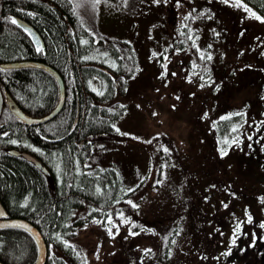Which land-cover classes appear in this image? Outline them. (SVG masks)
Listing matches in <instances>:
<instances>
[{"label": "trees", "instance_id": "obj_1", "mask_svg": "<svg viewBox=\"0 0 264 264\" xmlns=\"http://www.w3.org/2000/svg\"><path fill=\"white\" fill-rule=\"evenodd\" d=\"M80 1L0 0V63L43 62L58 72L65 94L58 113L39 124L23 123L3 105L0 202L6 217L26 219L40 231L47 246L45 264H88L70 239L90 219L113 224L127 236L119 239L120 264H264V31L248 37V32L242 33L246 35L242 64L233 67L213 50L211 42L220 33L203 36L199 15H186L173 36L165 28L167 50L189 55L188 61L181 55L180 63H188L197 85L206 89L205 96L214 103V113L211 109L197 119L201 159L192 161L166 133L138 139L119 129L127 112L122 96L136 70L137 52L127 40H109L108 62L102 63L107 68L88 62L85 56L96 46V6ZM108 1L120 9L128 2ZM170 1L174 0L165 3L164 25L173 27L176 18ZM241 2L264 21V0ZM16 17L36 29L43 46L36 47L28 32L11 22ZM95 79L101 80L99 90L91 87ZM0 89L4 99L9 95L31 116L46 114L58 100L55 78L36 67L0 66ZM226 117L239 118L240 127L221 149L218 126ZM129 140L149 150L144 176L134 181L122 171L126 166L121 161L110 166L93 163L106 144ZM12 148L35 155L50 174L9 152ZM222 150L233 168L217 156ZM153 165V195L136 196ZM171 168L175 169L171 181L176 180L177 186L166 180ZM186 176L190 185L180 182ZM131 181L138 184L131 186ZM160 193L173 197L165 209L163 199L162 206L161 200L154 203L161 199ZM148 213L154 216L149 218ZM21 230L25 232L0 227L1 261L32 264L35 260L36 250L25 251L28 239ZM131 239L136 243L134 250ZM137 240L142 241L141 251Z\"/></svg>", "mask_w": 264, "mask_h": 264}, {"label": "rangeland", "instance_id": "obj_2", "mask_svg": "<svg viewBox=\"0 0 264 264\" xmlns=\"http://www.w3.org/2000/svg\"><path fill=\"white\" fill-rule=\"evenodd\" d=\"M81 1L86 5L95 4L96 6L94 23L97 32L95 34V28L91 27L96 46L85 56L88 62L107 68L102 63L108 62L109 40H127L137 52L136 70L129 81L127 93L122 96V101L127 103V112L119 121V129L138 139L147 138L156 133H166L174 139L186 159L200 160L199 144L202 139L196 133L195 127L197 119L203 112H210L212 109L214 113V103L211 97L205 96L206 89L197 85L195 72L191 70L188 63H180L181 55L185 61L189 60V55L180 54L177 50L171 52L167 50L169 37L165 28L169 29V33L173 36L186 15H199L198 25L205 38L211 37L213 33H220L218 40L215 43L211 42L213 50H216L217 54L222 53L233 67H237L242 64V51L246 48L242 44V39H245L246 35L242 37V33L248 32L247 37L259 35L264 31V21L245 8L241 0L170 1L169 3L174 5L172 8L176 18L173 27L167 22L166 26L164 25V8L167 0H128L123 9L114 7L108 0ZM231 27L236 30L234 31ZM99 38L101 40H98ZM238 69L240 70V67ZM235 70L238 72L236 68ZM99 81L101 80L90 81L92 89L99 90ZM204 104L206 108H200ZM208 122L212 127V120L209 119ZM237 127H240L237 117H226V120L220 122L218 144L221 149L229 144L236 133L233 129L236 130ZM106 145L103 152H98L93 163L110 166L121 161L126 166L121 168L122 171L131 176L134 181L144 176L146 170L148 171L147 151L149 150L137 145L136 140ZM217 156L226 166L227 154ZM228 166L233 168V164L228 163ZM174 170V168L167 169L166 180L170 186H177L176 180L171 181ZM154 175L155 166L153 165L147 181L143 188H139L136 196L146 192L153 195L152 192L155 190L151 189V186L156 182ZM169 176H171L170 180ZM181 181L190 185L187 176ZM130 184L135 186L138 182L131 181ZM160 196L161 199L154 200V203L158 205L161 200L162 206L163 199L165 209L173 197L164 196L162 193ZM165 212L169 213V210L166 209ZM148 216L151 218L154 215L148 213ZM100 222L97 219L83 222L77 227L70 241L88 264H120L122 250L119 239H126L127 236L121 234L115 225H103ZM130 241L133 242L131 243L133 250L136 249L135 240ZM137 241L140 244L137 249L141 251L142 241Z\"/></svg>", "mask_w": 264, "mask_h": 264}, {"label": "water", "instance_id": "obj_3", "mask_svg": "<svg viewBox=\"0 0 264 264\" xmlns=\"http://www.w3.org/2000/svg\"><path fill=\"white\" fill-rule=\"evenodd\" d=\"M17 25L26 30L33 42V44L36 47L43 46L42 38L40 37L39 33L36 31L34 27H32L28 22L25 20L16 17L15 18ZM0 66L3 68H13V67H36L43 69L50 73L56 80L57 86H58V100L55 104V106L46 114L41 116H31L24 112L16 103L13 101V99L7 95L4 99V96L0 89V115L3 109L4 103L7 104L10 111L18 117L20 120L23 121L25 124H39L42 122H45L52 117H54L60 108L62 107L64 103V85L63 81L58 74V72L53 69L51 66L35 60H25V61H9V62H2L0 63ZM9 152L13 154H19L27 158L28 160L32 161L43 173L46 175H49V171L46 168V166L38 159L35 155L32 153L25 151V150H17V149H8ZM0 227H19L24 230H26L35 240L37 244V256L36 259L32 264H45L46 256H47V248L46 243L44 241L43 236L41 235L40 231L30 222L27 220L20 218V217H6V211L3 207V205L0 202ZM0 264H6L2 261H0Z\"/></svg>", "mask_w": 264, "mask_h": 264}, {"label": "flooded vegetation", "instance_id": "obj_4", "mask_svg": "<svg viewBox=\"0 0 264 264\" xmlns=\"http://www.w3.org/2000/svg\"><path fill=\"white\" fill-rule=\"evenodd\" d=\"M20 229H22V228H20ZM23 233L27 236V239H28V241H25L24 242L27 245V248H28L25 251L26 252H28V251H34V250L37 251V244H36L34 238L27 231L24 232V231L21 230V234H23ZM28 236L30 237V240H29ZM21 239H23V238L21 237Z\"/></svg>", "mask_w": 264, "mask_h": 264}, {"label": "snow or ice", "instance_id": "obj_5", "mask_svg": "<svg viewBox=\"0 0 264 264\" xmlns=\"http://www.w3.org/2000/svg\"><path fill=\"white\" fill-rule=\"evenodd\" d=\"M97 2H98V0H97ZM258 19H259V17H257ZM13 24H16L17 22H16V20H12L11 21ZM83 43H87L86 41H84ZM40 49H38V51H39ZM155 55V54H154ZM208 59H211V57L209 56L208 57ZM165 68H166V65L164 66ZM121 107H123V106H121ZM153 115H155V113L153 114ZM234 131H235V129H233ZM117 131H119L118 129H117ZM126 135V134H125ZM13 143H15V141H13ZM149 143H150V141H149ZM165 151H167V149H165ZM227 153H226V150H222L221 151V155L223 156V155H226ZM98 192H99V189L97 190ZM225 207H227V205H225ZM249 221H251V217H249ZM94 222H96V221H94ZM126 222V221H125ZM109 223H111V220L109 219ZM261 227H264V224H262L261 225ZM237 228H239V225L237 226ZM235 241H233V243H234Z\"/></svg>", "mask_w": 264, "mask_h": 264}, {"label": "bare ground", "instance_id": "obj_6", "mask_svg": "<svg viewBox=\"0 0 264 264\" xmlns=\"http://www.w3.org/2000/svg\"><path fill=\"white\" fill-rule=\"evenodd\" d=\"M28 125H33V124H28ZM38 168V167H37ZM161 226V225H160ZM172 230V229H171ZM1 261V260H0ZM3 262V261H2ZM5 263V262H4ZM7 264V263H6Z\"/></svg>", "mask_w": 264, "mask_h": 264}]
</instances>
